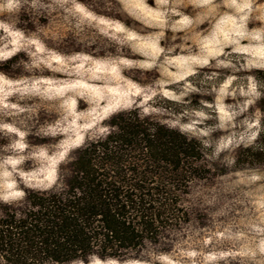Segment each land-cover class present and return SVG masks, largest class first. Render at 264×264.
I'll return each instance as SVG.
<instances>
[{
  "label": "rangeland",
  "instance_id": "rangeland-1",
  "mask_svg": "<svg viewBox=\"0 0 264 264\" xmlns=\"http://www.w3.org/2000/svg\"><path fill=\"white\" fill-rule=\"evenodd\" d=\"M254 7L243 25L228 0H20L0 9L1 197L52 186L71 150L105 134L113 113L138 107L213 146L225 172L194 185L187 204L204 211L203 225L194 219L170 254L89 263L264 264V164L234 165L262 127L264 0ZM162 98L206 110L182 122L158 108Z\"/></svg>",
  "mask_w": 264,
  "mask_h": 264
},
{
  "label": "trees",
  "instance_id": "trees-1",
  "mask_svg": "<svg viewBox=\"0 0 264 264\" xmlns=\"http://www.w3.org/2000/svg\"><path fill=\"white\" fill-rule=\"evenodd\" d=\"M255 78L264 85V71ZM162 101L158 108L182 122L206 110L198 100ZM255 106L262 127L234 159L237 168L264 164V90ZM105 126L69 152L52 186L22 187L16 200L0 194V264L152 262L174 250L194 219L203 225L204 211L187 201L197 182L225 172L213 146L138 107L113 113Z\"/></svg>",
  "mask_w": 264,
  "mask_h": 264
},
{
  "label": "clouds",
  "instance_id": "clouds-1",
  "mask_svg": "<svg viewBox=\"0 0 264 264\" xmlns=\"http://www.w3.org/2000/svg\"><path fill=\"white\" fill-rule=\"evenodd\" d=\"M27 2V0H25ZM38 0H33V4L37 3ZM63 2H67V0H63ZM179 0H173V3H178ZM193 2L197 4H208L211 3L212 0H193ZM223 3V0H221ZM20 4V0H3L2 3H0V9H12L17 7ZM255 0H228V6L230 8H235L236 13L239 17L241 25L246 20L254 19L255 13L257 12V9L254 7ZM260 11H264V9H260ZM191 23V22H188ZM223 67H228L227 64H225L223 61L218 62Z\"/></svg>",
  "mask_w": 264,
  "mask_h": 264
},
{
  "label": "water",
  "instance_id": "water-1",
  "mask_svg": "<svg viewBox=\"0 0 264 264\" xmlns=\"http://www.w3.org/2000/svg\"><path fill=\"white\" fill-rule=\"evenodd\" d=\"M97 258V257H96ZM99 259V258H98ZM80 262H83V261H80ZM84 263V262H83Z\"/></svg>",
  "mask_w": 264,
  "mask_h": 264
}]
</instances>
